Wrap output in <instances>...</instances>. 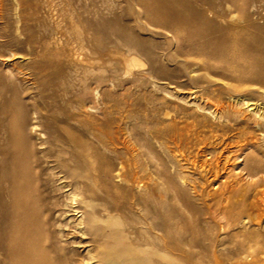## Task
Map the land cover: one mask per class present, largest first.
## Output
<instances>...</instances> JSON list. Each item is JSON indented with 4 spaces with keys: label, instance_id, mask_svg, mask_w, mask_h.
<instances>
[{
    "label": "rangeland",
    "instance_id": "1",
    "mask_svg": "<svg viewBox=\"0 0 264 264\" xmlns=\"http://www.w3.org/2000/svg\"><path fill=\"white\" fill-rule=\"evenodd\" d=\"M212 2L223 25L264 43V0ZM140 10L0 0V74L38 126L33 142L52 152L68 135L81 142L117 209L179 247L151 264H264V91L197 54L157 57L163 42L137 23Z\"/></svg>",
    "mask_w": 264,
    "mask_h": 264
},
{
    "label": "bare ground",
    "instance_id": "2",
    "mask_svg": "<svg viewBox=\"0 0 264 264\" xmlns=\"http://www.w3.org/2000/svg\"><path fill=\"white\" fill-rule=\"evenodd\" d=\"M137 2V23L163 42L157 57L175 62L178 54H197L207 66L224 63L227 72L264 91V43L223 25L224 17L210 10L212 0ZM140 43L127 45L128 51ZM37 130L18 89L0 74V264H151L178 251L159 236L161 225L148 227L145 218L131 223L117 209L112 190L101 182L107 173L78 139L54 142L52 152L33 142ZM114 213L120 217L116 228Z\"/></svg>",
    "mask_w": 264,
    "mask_h": 264
}]
</instances>
